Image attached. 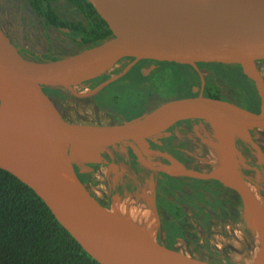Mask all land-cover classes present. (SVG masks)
I'll use <instances>...</instances> for the list:
<instances>
[{
	"label": "water",
	"instance_id": "water-1",
	"mask_svg": "<svg viewBox=\"0 0 264 264\" xmlns=\"http://www.w3.org/2000/svg\"><path fill=\"white\" fill-rule=\"evenodd\" d=\"M107 22L112 35L96 43L49 57H25L0 44V168L29 186L50 208L55 219L101 264H218L169 247L127 216L103 205L80 182L74 166L89 173L107 162L103 153L121 142L141 148L149 139L186 118H203L230 150L226 179L241 195L244 214L254 204L264 218V202L239 184L232 173L239 130L263 160V151L249 135L264 130V78L254 63L264 60V0H87ZM68 31V28H62ZM152 62L188 66L204 63L240 66L252 79L261 99L260 112L231 101L199 94L166 100L130 121L104 125L65 119L47 87H63L78 97L94 96L74 87L118 63ZM154 66V65H153ZM151 68L144 69L147 75ZM198 87L194 88V92ZM50 150L71 158L80 187L72 185L51 163L34 158ZM256 264H264V228Z\"/></svg>",
	"mask_w": 264,
	"mask_h": 264
},
{
	"label": "rangeland",
	"instance_id": "rangeland-1",
	"mask_svg": "<svg viewBox=\"0 0 264 264\" xmlns=\"http://www.w3.org/2000/svg\"><path fill=\"white\" fill-rule=\"evenodd\" d=\"M56 5L62 15L72 19L84 20L83 15L78 9L66 0H59ZM0 29L10 46L20 54L22 53L17 49L18 46L24 47L27 51L26 54L29 56L44 55L46 57L69 52L76 48V45L63 32L56 28L44 27L34 12L24 3V0H0ZM230 66L232 65L224 67L214 64L201 67V69L207 84L213 83L218 86L224 97L234 102L248 103L247 100L250 99L251 94L258 93L257 88L250 79L240 74L237 66L232 67L233 69L230 70L232 72L228 71L227 69H230ZM129 67L130 65L113 66L101 74L77 84L74 89L77 92L83 93L96 86L111 85L113 83L111 89L113 92L118 90L120 99L114 104L115 106L110 104L111 108L122 109L131 101L143 100V103L147 104V110H150L166 100L185 96L191 84H199V79L194 72L189 70L190 68L173 65H162L148 76L143 75L142 72L138 73L134 71L124 81H120L125 76L124 73ZM254 68L264 78V61L261 63L256 61ZM115 81L121 84V86L115 87ZM46 91L62 116L71 122L96 125L107 123L111 119L110 115L103 111L105 104L97 106L95 101L98 98H94V96L78 97L63 87H47ZM126 109L129 110V106ZM145 112L146 110L139 105L136 113L141 116ZM128 118H125L122 122L132 120ZM259 132V129H254L248 133L256 139L264 152V134H259ZM206 133L210 145L209 157L214 160L216 165V161L219 160L218 157L225 147L217 130L212 125L210 128H207ZM240 137L248 144L244 142L240 143L237 154H235L236 160L238 159L237 161L243 165L244 172L256 177L257 181L264 182V174L260 170L246 169L249 166L248 163H254L255 161L260 164L263 163L264 154L263 160H261L255 147L244 136L240 135ZM244 146L247 147L245 152L242 150ZM99 167L101 170H107L108 173L111 171L110 167L103 165ZM243 171H240V173H243ZM97 174L98 176L95 173H91L88 177V180L94 183L93 186L85 184L81 180L80 182L90 193L94 192V190L105 193V190L112 188L111 180L103 178L101 172H97ZM252 187L258 193L262 202H264V195L260 193L257 187ZM149 192V196L153 198L150 194L154 192ZM122 201L143 210L151 207L139 197L125 198ZM113 211L120 212L116 207ZM153 214V220L155 225H157L154 238L159 241L162 240L158 237L159 220L154 211ZM239 217L240 223L234 230H227L225 228H188L176 243V247L189 255L218 264H253L254 262L256 264L260 246L259 234L252 227L248 215L240 214Z\"/></svg>",
	"mask_w": 264,
	"mask_h": 264
},
{
	"label": "flooded vegetation",
	"instance_id": "flooded-vegetation-1",
	"mask_svg": "<svg viewBox=\"0 0 264 264\" xmlns=\"http://www.w3.org/2000/svg\"><path fill=\"white\" fill-rule=\"evenodd\" d=\"M58 1L59 0L54 4ZM67 2L71 4V2ZM24 3L31 9L27 0H24ZM71 5L74 6L73 4ZM34 14L41 22V18L35 12ZM68 19L77 20L72 18ZM42 25L47 28H56L65 35L70 32V28L68 27L45 26L43 23ZM62 28H68V31L62 30ZM68 37L76 45V48H78L77 43L70 36ZM17 49L22 53L21 55L25 57H41L27 55V51L24 47L18 46ZM263 61L264 60H258L260 63ZM116 65H130L125 71V75L134 71V69H137L143 74L144 69L151 68L147 75L143 74L145 76L150 75L151 72L162 66V64L152 62L134 64L122 62ZM207 66L209 65L200 64L199 70L187 66L190 68L189 70L194 72L197 76L199 84H191L189 88L190 91H186L187 94L185 96L199 94L202 79H204L203 93L206 95L205 90L207 82L201 67ZM232 67H235V65L230 66V69H233ZM253 84L256 87L254 81ZM111 85H113V83H111ZM111 85H104L97 94L94 95V98H98L95 104L97 106L105 104L103 111L109 114L111 118L107 123L96 125L121 123L122 120L128 117V119L137 118L140 116L136 113L139 105L147 110V104L143 103V100L131 101L122 109L116 107H114V109L111 108L109 105L116 104L120 99L118 90H115L114 92L118 93L119 97L114 100L115 93L112 91ZM195 87H198L196 92H194ZM104 92H107V94ZM220 94L222 99L231 101L251 112L257 113L261 110V107L258 111L251 110L247 107L248 103L234 102L224 97L221 92ZM128 106L130 108L129 110L126 109ZM210 126L211 124L202 118H186L179 120L168 129L154 135V139L150 138L149 146L147 147L141 148L135 141L121 142L109 147L103 153V159L107 162L94 164V170L89 173L80 172L79 168L74 166L76 175L83 183L90 186L94 184L91 180H88L91 173H95L98 176L97 172H101L103 178H108L109 181L111 180L112 188L110 190H105V193L102 191L99 192L98 190L91 192L94 197L108 208L112 205L115 197H118L120 200L139 197L142 198L145 203H148L150 206L152 205L151 207L159 220L158 237L162 239L159 240V242L169 247L177 248L176 243L181 239L184 231L188 228H225L227 230H234L240 223L239 215L244 214V202L240 193L228 183L225 178L226 174L224 177L221 176L223 179L220 176L213 175L216 165L213 159L210 161V145L206 133L207 128H210ZM251 137L256 141L253 136ZM241 142L248 144L240 136L234 138L237 151ZM246 149L247 147L244 146L242 149L243 152H245ZM173 163L180 166L182 171L177 174H172L162 168L165 165H171ZM100 165L110 167L111 171L108 173L107 170H101L99 167ZM231 165L232 173L235 177L236 172V174L242 176L243 180L248 185L250 184L257 187L260 193L264 195V182L257 181L256 177L244 172L243 165H241L239 161H237L236 164L235 161H232ZM248 165L246 169L260 170V172L264 174V162L260 164L255 161L254 163H248ZM239 170L243 171V173H240ZM149 191L154 192L150 194L153 198L149 196ZM171 240H173V243L169 244Z\"/></svg>",
	"mask_w": 264,
	"mask_h": 264
},
{
	"label": "trees",
	"instance_id": "trees-1",
	"mask_svg": "<svg viewBox=\"0 0 264 264\" xmlns=\"http://www.w3.org/2000/svg\"><path fill=\"white\" fill-rule=\"evenodd\" d=\"M27 1L45 26L70 28V32L66 34L77 43L78 47L96 44L112 35L107 22L87 0H66L78 9L84 20H70L62 16L57 5L54 4L57 0ZM204 64L226 66L220 63ZM237 68L242 76L250 79L240 66ZM134 71L139 73L137 69ZM130 73L119 80L124 81ZM227 76L233 81L229 75ZM250 80L253 83V80ZM114 85L121 86L118 82ZM114 93L116 100L119 96L118 93ZM205 94L221 98L219 87L213 83L207 84ZM247 107L254 111L260 109L261 99L257 92L251 94ZM172 243L173 240L169 242ZM0 264L101 263L94 259L55 219L41 197L12 173L0 168Z\"/></svg>",
	"mask_w": 264,
	"mask_h": 264
},
{
	"label": "bare ground",
	"instance_id": "bare-ground-1",
	"mask_svg": "<svg viewBox=\"0 0 264 264\" xmlns=\"http://www.w3.org/2000/svg\"><path fill=\"white\" fill-rule=\"evenodd\" d=\"M148 1H159V0H148ZM0 44H2V45H6L7 44L6 40L4 39V37L1 34H0ZM259 131H260L259 134H262V133L264 134V130L263 129L259 128ZM238 133H239V135L243 136V135H245L246 130H239ZM34 158L36 160H38V161L43 162V163L54 164L64 174L66 179L72 185L77 186V187L81 186L80 182L78 181V179L76 178V176H75V174H74V172L72 170L71 158L69 156H66L64 159H61L58 155H56L54 152H52L50 150H41V151H38V152H36L34 154ZM229 158H230V150L228 148H224L223 151L221 152V155L218 157L219 160L216 161V168L214 169V174L213 175L220 176V177L221 176L222 177L225 176L226 163H227ZM175 160H174V162H175ZM211 160L212 159H210V161ZM162 168L165 171H167L169 173H172V174H177L178 172L182 171L180 166H178L175 163H173L171 165H165ZM212 169H213V167H212ZM235 175H236L237 182L239 184L249 188L252 192H254L258 196V198H260L258 193L255 192V190L252 187H250L243 180V178L241 176L236 174V172H235ZM122 200H120L118 197H115V199H114V201H113V203L111 205V209L113 210L116 207L117 209H119V211H120L119 213H121V214L127 216L128 218L132 219L133 221H135L146 232H148V234H150L152 237H154L157 225H155V222L153 220L154 219V214H153L154 210H153V208L152 207H148V208H146L144 210L143 209H139V207L136 208L133 205H130V203H127V202L122 201ZM260 200H261V198H260ZM249 221H250L252 227L257 231V234H259V237H260L261 232H262V230L264 228V218L262 216V213H260L256 209V207L254 206V204H252V203H250V205H249ZM161 264H177V263L175 261L168 260V261L162 262ZM253 264H255V262Z\"/></svg>",
	"mask_w": 264,
	"mask_h": 264
}]
</instances>
